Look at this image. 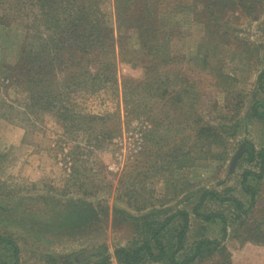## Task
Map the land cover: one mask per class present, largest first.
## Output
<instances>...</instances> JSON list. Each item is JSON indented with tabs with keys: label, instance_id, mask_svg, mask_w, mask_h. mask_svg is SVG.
<instances>
[{
	"label": "rangeland",
	"instance_id": "1",
	"mask_svg": "<svg viewBox=\"0 0 264 264\" xmlns=\"http://www.w3.org/2000/svg\"><path fill=\"white\" fill-rule=\"evenodd\" d=\"M222 1L211 37L202 0H0V235L18 244L20 264L114 254L178 212L190 214L188 253L202 238L221 241L196 264H264L262 159L244 152L264 148V0ZM91 32L93 43L77 41ZM104 67L105 85L71 82ZM224 126L235 135L202 131ZM246 171L262 172L246 182L253 206ZM207 191L221 199L209 195L200 212H224L227 235L222 219L194 213ZM183 224L178 216L161 236L174 240ZM0 250L12 264V247Z\"/></svg>",
	"mask_w": 264,
	"mask_h": 264
},
{
	"label": "trees",
	"instance_id": "2",
	"mask_svg": "<svg viewBox=\"0 0 264 264\" xmlns=\"http://www.w3.org/2000/svg\"><path fill=\"white\" fill-rule=\"evenodd\" d=\"M205 3H208L207 6V11L204 12V16H201L202 19H207L209 23H213V27L215 30L209 31V34L211 37L217 36L220 34V29L217 27V24L221 23L222 16L224 15L225 11V5L222 0H202ZM251 0H230L228 2L229 6H238L241 4H244L248 8V3ZM237 2V3H236ZM236 3V4H235ZM224 20V18H223ZM97 25L96 20H92V25L90 26L89 29L94 28ZM153 26V32L155 33V44L154 46L158 47V52L161 53L162 55L166 56L165 50H163V47H165L166 44L163 43V40L165 39L164 35L162 37L163 32H159V28L155 26V24H152ZM93 32H91L90 35L86 38H81L77 39L79 43L82 44H88V43H93V40L95 37L93 36ZM146 34L149 35V38L144 39L143 43L144 45H148L150 40V35H152L150 32H146ZM92 35V36H91ZM84 36V35H83ZM207 41L211 44V38H208ZM148 47V46H147ZM151 47V46H149ZM81 49V48H80ZM84 49V48H83ZM87 54H91V50L87 51ZM72 60L74 63H78V60L82 57L80 54H77L76 52L74 54H71ZM165 61L166 58H163ZM69 67V66H68ZM106 67L99 69L96 72H84V74H79V76H76L75 79H72V84L74 85H80V84H85V85H105L110 77L107 76L106 74ZM260 85L262 91H264V71L260 74L259 77ZM65 84V83H63ZM69 84V85H72ZM67 85L66 87L68 88ZM38 98L40 100H43V97L41 95H38ZM58 97L55 98H48L47 101L45 102L46 104L45 107H54L56 106L55 103L58 101ZM61 101V100H60ZM68 109L66 108L65 113H67ZM66 115V114H65ZM202 131L204 132H212L217 135L218 140H225V135L228 136H234L235 133H230V128H227L226 126L223 127V131H219L214 128L210 127H204L202 128ZM209 134V133H208ZM244 152H251V159H254L256 157V154L262 159V172L264 171V148L260 150L258 153H256L257 150L255 148L251 149L249 146L244 147ZM261 172V173H262ZM257 174L252 171H246L244 174V180H243V187L245 188V191H249V193L252 195V204L253 206L254 203H256L255 200V193L253 191V188L251 186H248L246 182L248 181V178L250 176H255L257 178L262 177V174ZM209 195H212L215 198H220L221 196L216 192V191H207L205 194L202 196L201 201L198 206L194 208V213L205 223L215 221L218 218L223 220V232L225 235H227L228 232V220L226 214L224 212H200V208L202 207V204L204 201L207 199ZM224 201H231L236 204L237 209L242 213V214H247L250 210H245V204L238 198H228ZM178 216H181L183 219V227L179 231L177 238H173L174 240H167L164 239L163 237H166V233L161 236L162 232L168 229V227L172 224L173 220L177 218ZM151 226V229H145L143 232H145V237H143L137 245L129 248L121 247L117 248L114 251V254L107 253V249L105 247H96L88 250H82L78 253H74L71 256H68L67 259L69 260V264H83L86 263L89 260H92V258H98V261L95 262V264H111V260L113 257L117 259V262L119 264H145L148 262H163L165 264H196L199 263L200 260H203L204 257L207 254H213L215 251L218 250V248L221 246V241L219 240H211V239H201L198 242H195L194 245L196 246L195 251L190 254L188 251L190 250L188 248V243L186 242L189 228H190V214L189 212H178L173 214L171 217H169L166 222L163 223H155L153 225L152 223L147 224V227ZM146 227V225H145ZM150 230L152 232L150 236ZM0 243L5 244L7 246L12 247V255L10 256L12 260V264H20V248L18 244L15 241L9 240L4 238L2 235H0ZM214 246V248H212ZM6 249V248H5ZM7 251H11L10 249H7ZM180 253H183L182 256L183 258L180 260L178 256ZM1 254V250H0ZM105 254V255H104ZM103 256V257H102ZM0 264H7V263H1Z\"/></svg>",
	"mask_w": 264,
	"mask_h": 264
},
{
	"label": "water",
	"instance_id": "3",
	"mask_svg": "<svg viewBox=\"0 0 264 264\" xmlns=\"http://www.w3.org/2000/svg\"><path fill=\"white\" fill-rule=\"evenodd\" d=\"M242 150H243V148H242ZM242 150H241V151H242ZM240 155H241V152H239L238 155L236 156V158H235V160H234V165L236 164V162H237V160L239 159Z\"/></svg>",
	"mask_w": 264,
	"mask_h": 264
}]
</instances>
